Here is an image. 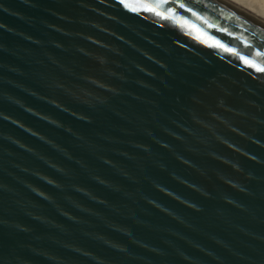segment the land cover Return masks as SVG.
I'll return each mask as SVG.
<instances>
[{"label": "water", "instance_id": "1", "mask_svg": "<svg viewBox=\"0 0 264 264\" xmlns=\"http://www.w3.org/2000/svg\"><path fill=\"white\" fill-rule=\"evenodd\" d=\"M257 68L226 0H0V264H264Z\"/></svg>", "mask_w": 264, "mask_h": 264}, {"label": "bare ground", "instance_id": "2", "mask_svg": "<svg viewBox=\"0 0 264 264\" xmlns=\"http://www.w3.org/2000/svg\"><path fill=\"white\" fill-rule=\"evenodd\" d=\"M234 5H240L248 9L249 12H252L253 16L264 20V0H228ZM247 12V11H246Z\"/></svg>", "mask_w": 264, "mask_h": 264}, {"label": "rangeland", "instance_id": "3", "mask_svg": "<svg viewBox=\"0 0 264 264\" xmlns=\"http://www.w3.org/2000/svg\"><path fill=\"white\" fill-rule=\"evenodd\" d=\"M226 1H228V0H226ZM228 2H230V1H228ZM230 3H231V2H230ZM231 4L234 5L233 2H232ZM236 7H238L239 9H241V10H243V11H247V12L250 13V14H254V13H252V12H249L247 8L242 7V6H240V5H236ZM261 20H262V19H261ZM262 21H264V20H262Z\"/></svg>", "mask_w": 264, "mask_h": 264}, {"label": "snow or ice", "instance_id": "4", "mask_svg": "<svg viewBox=\"0 0 264 264\" xmlns=\"http://www.w3.org/2000/svg\"><path fill=\"white\" fill-rule=\"evenodd\" d=\"M245 63H249L247 60H245L243 57L241 58ZM250 66H253L254 67V65H250ZM257 71H260V72H264V68H257L256 69Z\"/></svg>", "mask_w": 264, "mask_h": 264}]
</instances>
